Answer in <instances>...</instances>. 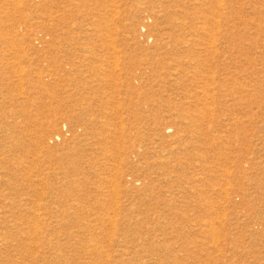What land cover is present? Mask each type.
<instances>
[{
    "label": "rangeland",
    "instance_id": "obj_1",
    "mask_svg": "<svg viewBox=\"0 0 264 264\" xmlns=\"http://www.w3.org/2000/svg\"><path fill=\"white\" fill-rule=\"evenodd\" d=\"M0 264H264V0H0Z\"/></svg>",
    "mask_w": 264,
    "mask_h": 264
}]
</instances>
